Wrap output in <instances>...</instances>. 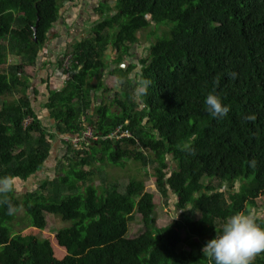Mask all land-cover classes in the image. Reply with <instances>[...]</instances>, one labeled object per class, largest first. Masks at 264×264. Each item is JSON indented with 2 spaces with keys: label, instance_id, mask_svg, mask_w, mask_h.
<instances>
[{
  "label": "trees",
  "instance_id": "16d2710c",
  "mask_svg": "<svg viewBox=\"0 0 264 264\" xmlns=\"http://www.w3.org/2000/svg\"><path fill=\"white\" fill-rule=\"evenodd\" d=\"M67 1L0 0V181L37 176L56 136L80 135L85 123L101 138L120 127L133 138L100 140L84 154L69 144V169L44 180L37 192L20 197L13 185L0 187V264H214L203 253L204 241L219 234L227 218L244 212L264 227V218L255 216L264 198V0L100 4L101 19L65 59L66 86L50 91L46 108L53 132L27 95L29 72L37 70ZM166 23L174 26L139 61L134 85L130 76L138 66L120 68L123 58L140 44L141 32ZM111 51L118 52L111 73L117 92L102 81ZM12 56L22 64L10 65ZM98 89L115 92V99L112 105L103 101L91 116L90 92ZM209 93L230 107L226 117L207 112ZM126 159L152 165L160 193L176 195L178 221L157 228L155 195L145 181L131 180L124 190L112 183L102 192L94 184L97 164L122 167ZM23 209L30 229L13 235L9 226ZM135 211L146 231L131 239ZM47 212L71 226L41 239ZM252 264H264V252Z\"/></svg>",
  "mask_w": 264,
  "mask_h": 264
},
{
  "label": "crops",
  "instance_id": "0c3cea01",
  "mask_svg": "<svg viewBox=\"0 0 264 264\" xmlns=\"http://www.w3.org/2000/svg\"><path fill=\"white\" fill-rule=\"evenodd\" d=\"M108 0H72L65 2L61 16L53 29L50 31L47 39V43L43 48L37 63V70L31 76L32 86L28 90V97H30L35 111L39 114L40 119L43 121L46 128L56 132L55 123L51 120L50 112L47 110L46 105L49 100L50 91L61 90L66 86L69 80L67 74V65H65V59L71 54L74 46L87 38L94 27L97 20L101 19L98 7L102 3H106ZM111 3L114 2L110 0ZM142 48L140 44L135 46L130 55L123 58L120 68L129 70L131 66H138L140 61V55L142 54ZM118 59V52L114 51L108 55L107 60L110 64V68L105 72V76L102 77V81L105 82L106 87L119 91L117 88V77L111 75L116 69L115 64ZM22 62V58L12 56L10 59V65H16ZM14 63V64H13ZM140 66L130 76V79L136 84L135 81L140 72ZM113 82V84H111ZM98 83L94 82V85ZM98 85V84H97ZM95 85V86H97ZM136 88V86H135ZM91 93L92 101V113L96 111V108L101 105L105 100H110L112 104L115 99V92L112 94H106L105 89L93 90ZM116 108H114V111ZM86 119H83V121ZM90 127L89 123H85V129ZM70 146L67 144L63 135H57L52 145L53 161L52 165L47 161L46 168L40 174L50 179H55V168L59 163L64 166H70L69 160L72 159L70 153ZM46 169L48 170L45 174ZM59 172L58 174H61ZM57 175V174H56ZM55 176V177H54ZM34 177L29 181L33 182ZM28 181V182H29ZM15 182H25L23 180H15ZM30 182V183H31ZM31 193V192H30ZM27 194V193H26Z\"/></svg>",
  "mask_w": 264,
  "mask_h": 264
},
{
  "label": "rangeland",
  "instance_id": "374dc122",
  "mask_svg": "<svg viewBox=\"0 0 264 264\" xmlns=\"http://www.w3.org/2000/svg\"><path fill=\"white\" fill-rule=\"evenodd\" d=\"M112 2L114 6L116 5V0H113ZM174 25L171 23H166L163 25H159L157 28L156 26H153L147 31L141 32L139 34L140 38V47L142 48V54L139 56L142 58H147L149 55V47L150 45L159 37L162 39L164 38L165 34L170 31V29ZM169 27V28H168ZM169 33V32H168ZM167 33V34H168ZM164 36V37H162ZM140 59V60H141ZM10 64V63H9ZM14 64V63H13ZM22 64V62H21ZM8 68V66H5ZM141 70V68H139ZM3 71L2 68H0V73ZM31 74H34V72H29ZM96 83L95 85H97ZM113 84V82L111 83ZM132 90V88H131ZM1 107V106H0ZM73 149L77 150L76 147H74L73 144L70 143ZM53 161V155L51 154L50 158L48 159V162L52 165ZM108 164H97L95 167V174H94V184L98 187H100L101 192L103 188L106 185H110L112 183H118L121 187V190H124L125 187L129 184L131 180H142L147 183V191L154 193L155 195V203H156V209H155V218H156V226L157 228H163L169 225L174 224L176 221H178L181 217V211L178 210L176 206V195L170 191L169 196L165 197L162 195L159 191V189L156 186V179L154 178V170L150 165H143V163L135 162L133 159H126L124 161L125 166L122 167H113L112 165H109L110 163L107 161ZM70 164V162H69ZM175 166V164H172ZM68 166H64V164L61 165V163L58 164V166L55 168L56 174H58L61 171L68 170ZM48 170L46 169L45 174ZM50 173H47L45 176H42L40 173L37 176H34V181H25V182H13L11 185L14 186L16 193L18 196L22 197L26 193L30 192H37L40 190L41 183L46 180L49 177H46ZM62 175V173H61ZM54 176V177H55ZM31 182V183H30ZM205 184H209L208 178L204 179L203 181ZM106 183V184H105ZM103 186V187H102ZM242 186V183H237L236 187L237 190H240ZM1 188L2 185H0ZM228 186H223V188L227 189ZM257 212L260 213L261 218H264V198L260 199L258 201V207ZM135 222L131 226L130 233L128 235L129 238L135 239L145 233L146 228L142 222V218L135 211ZM253 218V216H252ZM254 219V218H253ZM46 222H47V228L44 232L41 233L40 238L46 239L48 236H54L56 235L60 230L66 229L71 226V223L65 222L62 220L61 217L50 215V213H46ZM30 218L27 215V212L25 209L21 210L18 213V216L16 220L10 224V228L12 230L13 235H24L25 232L30 229ZM213 239L212 237H208L204 242H208L209 240ZM183 249H187L186 246H182Z\"/></svg>",
  "mask_w": 264,
  "mask_h": 264
},
{
  "label": "clouds",
  "instance_id": "9594fccd",
  "mask_svg": "<svg viewBox=\"0 0 264 264\" xmlns=\"http://www.w3.org/2000/svg\"><path fill=\"white\" fill-rule=\"evenodd\" d=\"M204 103L213 118L220 119L229 114L230 107L224 104L218 95L209 93ZM246 119L251 120L254 117L249 116ZM0 184L5 191L11 188L9 181H0ZM14 211V207L9 204V215ZM261 252H264V227H260L250 214L244 212L227 218L220 233L203 248V253L211 258L214 264H252L255 256Z\"/></svg>",
  "mask_w": 264,
  "mask_h": 264
},
{
  "label": "built area",
  "instance_id": "2783aa9c",
  "mask_svg": "<svg viewBox=\"0 0 264 264\" xmlns=\"http://www.w3.org/2000/svg\"><path fill=\"white\" fill-rule=\"evenodd\" d=\"M26 126H29V124ZM125 128L126 127H120L108 137L101 138L99 135L95 134L94 129L88 127L84 129L80 135L74 137H65V140L68 144L71 143L77 148L76 152L84 154V150H86L90 144L99 142L100 140L121 142L133 138L132 133Z\"/></svg>",
  "mask_w": 264,
  "mask_h": 264
},
{
  "label": "bare ground",
  "instance_id": "6f19581e",
  "mask_svg": "<svg viewBox=\"0 0 264 264\" xmlns=\"http://www.w3.org/2000/svg\"><path fill=\"white\" fill-rule=\"evenodd\" d=\"M116 2H117V0H116ZM68 64H69V60L65 61V65H68ZM32 122H33L32 120H29V121L26 122V125L27 124L31 125Z\"/></svg>",
  "mask_w": 264,
  "mask_h": 264
},
{
  "label": "water",
  "instance_id": "95a60500",
  "mask_svg": "<svg viewBox=\"0 0 264 264\" xmlns=\"http://www.w3.org/2000/svg\"><path fill=\"white\" fill-rule=\"evenodd\" d=\"M112 5L114 6V4L112 3ZM40 20V19H39ZM38 29H39V25L37 26V28H36V31H38ZM110 105H112V104H110Z\"/></svg>",
  "mask_w": 264,
  "mask_h": 264
}]
</instances>
